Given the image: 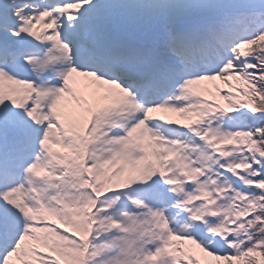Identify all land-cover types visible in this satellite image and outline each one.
<instances>
[{"label":"snow or ice","instance_id":"obj_1","mask_svg":"<svg viewBox=\"0 0 264 264\" xmlns=\"http://www.w3.org/2000/svg\"><path fill=\"white\" fill-rule=\"evenodd\" d=\"M0 264H264V0H0Z\"/></svg>","mask_w":264,"mask_h":264}]
</instances>
